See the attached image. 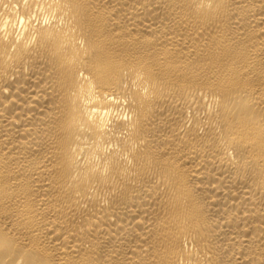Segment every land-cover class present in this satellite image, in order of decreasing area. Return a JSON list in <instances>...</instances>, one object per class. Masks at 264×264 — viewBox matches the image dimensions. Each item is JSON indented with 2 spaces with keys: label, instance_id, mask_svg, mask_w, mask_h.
<instances>
[{
  "label": "bare ground",
  "instance_id": "6f19581e",
  "mask_svg": "<svg viewBox=\"0 0 264 264\" xmlns=\"http://www.w3.org/2000/svg\"><path fill=\"white\" fill-rule=\"evenodd\" d=\"M0 264H264V0H0Z\"/></svg>",
  "mask_w": 264,
  "mask_h": 264
}]
</instances>
